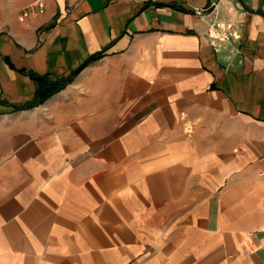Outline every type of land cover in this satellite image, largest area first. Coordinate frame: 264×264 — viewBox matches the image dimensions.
<instances>
[{"label":"crops","instance_id":"obj_1","mask_svg":"<svg viewBox=\"0 0 264 264\" xmlns=\"http://www.w3.org/2000/svg\"><path fill=\"white\" fill-rule=\"evenodd\" d=\"M33 1L0 6V264H264V0Z\"/></svg>","mask_w":264,"mask_h":264},{"label":"trees","instance_id":"obj_2","mask_svg":"<svg viewBox=\"0 0 264 264\" xmlns=\"http://www.w3.org/2000/svg\"><path fill=\"white\" fill-rule=\"evenodd\" d=\"M102 55L103 52H99L97 54L92 55L86 62H84L81 66L75 69L69 76L59 79L55 82L45 84L39 91H37L31 101L21 105L11 104L13 110H26L42 104L53 94L57 93L58 91L62 90L65 86H67L87 64L99 59Z\"/></svg>","mask_w":264,"mask_h":264},{"label":"built area","instance_id":"obj_3","mask_svg":"<svg viewBox=\"0 0 264 264\" xmlns=\"http://www.w3.org/2000/svg\"><path fill=\"white\" fill-rule=\"evenodd\" d=\"M143 2H152L154 0H140ZM46 9V3L45 0H35L33 2H30L27 4L23 10H22V15L24 18L42 14L45 12Z\"/></svg>","mask_w":264,"mask_h":264},{"label":"rangeland","instance_id":"obj_4","mask_svg":"<svg viewBox=\"0 0 264 264\" xmlns=\"http://www.w3.org/2000/svg\"><path fill=\"white\" fill-rule=\"evenodd\" d=\"M18 1H22V0H0V6H5V7H10L8 5H10V3L13 2H18Z\"/></svg>","mask_w":264,"mask_h":264},{"label":"water","instance_id":"obj_5","mask_svg":"<svg viewBox=\"0 0 264 264\" xmlns=\"http://www.w3.org/2000/svg\"><path fill=\"white\" fill-rule=\"evenodd\" d=\"M215 6H212L211 8H209L208 10H205L204 13H210L212 10H214ZM200 13H203V10L200 11ZM262 15L264 16V14L262 13Z\"/></svg>","mask_w":264,"mask_h":264}]
</instances>
